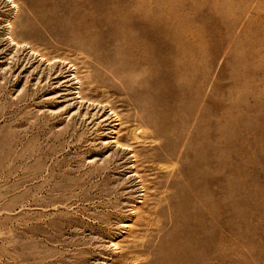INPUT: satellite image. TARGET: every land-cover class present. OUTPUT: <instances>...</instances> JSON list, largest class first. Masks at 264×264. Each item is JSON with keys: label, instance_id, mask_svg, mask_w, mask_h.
<instances>
[{"label": "rangeland", "instance_id": "rangeland-1", "mask_svg": "<svg viewBox=\"0 0 264 264\" xmlns=\"http://www.w3.org/2000/svg\"><path fill=\"white\" fill-rule=\"evenodd\" d=\"M0 264H264V0H0Z\"/></svg>", "mask_w": 264, "mask_h": 264}, {"label": "bare ground", "instance_id": "bare-ground-1", "mask_svg": "<svg viewBox=\"0 0 264 264\" xmlns=\"http://www.w3.org/2000/svg\"><path fill=\"white\" fill-rule=\"evenodd\" d=\"M77 73V72H76ZM77 77V76H76ZM80 81V80H79ZM78 81V82H79ZM80 83H82V82H80ZM79 98V97H78ZM81 100H82V98H81ZM86 100V99H85ZM87 102V101H86ZM121 117V116H120ZM122 120L120 119V122H121ZM121 125V124H120ZM120 127V126H119ZM116 130V129H115ZM118 130V129H117ZM117 143V142H116Z\"/></svg>", "mask_w": 264, "mask_h": 264}]
</instances>
